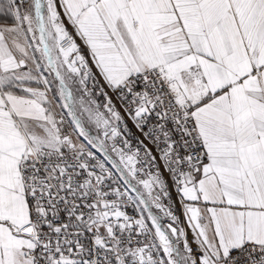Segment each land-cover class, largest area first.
Returning <instances> with one entry per match:
<instances>
[{
    "label": "snow or ice",
    "instance_id": "1",
    "mask_svg": "<svg viewBox=\"0 0 264 264\" xmlns=\"http://www.w3.org/2000/svg\"><path fill=\"white\" fill-rule=\"evenodd\" d=\"M0 17V264H264V0Z\"/></svg>",
    "mask_w": 264,
    "mask_h": 264
},
{
    "label": "rangeland",
    "instance_id": "2",
    "mask_svg": "<svg viewBox=\"0 0 264 264\" xmlns=\"http://www.w3.org/2000/svg\"><path fill=\"white\" fill-rule=\"evenodd\" d=\"M5 22H10V21L6 20V18L4 17H0V23H5Z\"/></svg>",
    "mask_w": 264,
    "mask_h": 264
},
{
    "label": "crops",
    "instance_id": "3",
    "mask_svg": "<svg viewBox=\"0 0 264 264\" xmlns=\"http://www.w3.org/2000/svg\"><path fill=\"white\" fill-rule=\"evenodd\" d=\"M173 198H175V194H174V192H173Z\"/></svg>",
    "mask_w": 264,
    "mask_h": 264
},
{
    "label": "built area",
    "instance_id": "4",
    "mask_svg": "<svg viewBox=\"0 0 264 264\" xmlns=\"http://www.w3.org/2000/svg\"><path fill=\"white\" fill-rule=\"evenodd\" d=\"M174 194H175V192H174Z\"/></svg>",
    "mask_w": 264,
    "mask_h": 264
}]
</instances>
